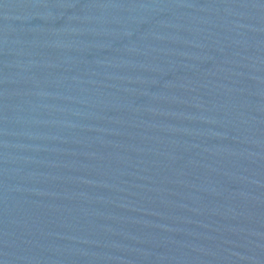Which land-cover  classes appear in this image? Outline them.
I'll return each instance as SVG.
<instances>
[{
	"label": "water",
	"instance_id": "obj_1",
	"mask_svg": "<svg viewBox=\"0 0 264 264\" xmlns=\"http://www.w3.org/2000/svg\"><path fill=\"white\" fill-rule=\"evenodd\" d=\"M0 264H264V0H0Z\"/></svg>",
	"mask_w": 264,
	"mask_h": 264
}]
</instances>
